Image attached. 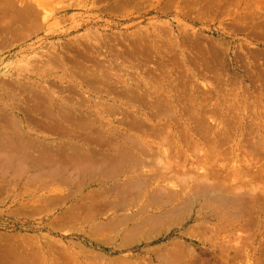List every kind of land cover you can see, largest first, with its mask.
Here are the masks:
<instances>
[{
    "label": "rangeland",
    "instance_id": "1",
    "mask_svg": "<svg viewBox=\"0 0 264 264\" xmlns=\"http://www.w3.org/2000/svg\"><path fill=\"white\" fill-rule=\"evenodd\" d=\"M0 18V142L19 144L16 162L0 143V264H23L12 247L27 264H264V0H0ZM124 133L172 169L125 170ZM187 175L225 189L156 219L160 195L194 193Z\"/></svg>",
    "mask_w": 264,
    "mask_h": 264
},
{
    "label": "bare ground",
    "instance_id": "2",
    "mask_svg": "<svg viewBox=\"0 0 264 264\" xmlns=\"http://www.w3.org/2000/svg\"><path fill=\"white\" fill-rule=\"evenodd\" d=\"M12 17V20L9 22V23H11L10 24V27L8 26L9 25V23H5V22H3V20L0 18V22L2 21L3 23H5V24H3V26L5 25L6 26V24H8L7 25V29H8V27L10 28V30H11V28L13 27V24H14V26H15V24L18 22V20L20 19V20H22V17L23 16H21V15H11ZM6 19H4V21H5ZM2 22L0 23L1 25H2ZM33 23V22H32ZM18 24H20V23H18ZM37 24V22L36 23H34L33 24V26L34 25H36ZM22 25H24V23L22 24ZM22 25H18L19 26V28H21V26ZM5 26L4 27H2V28H4L5 29ZM1 28V29H2ZM48 62V61H47ZM30 87V86H29ZM29 89V88H28ZM31 90H33L32 88H31ZM36 90V89H35ZM135 93V92H134ZM134 95V94H133ZM135 97H137L136 95H135ZM138 98H139V96H138ZM131 99V98H130ZM43 100V99H42ZM133 100V99H132ZM37 102L39 101V97H38V100H36ZM138 101V100H137ZM35 102V101H34ZM43 102V101H42ZM47 102V101H46ZM134 102V101H133ZM136 102V101H135ZM134 102V103H135ZM39 104V103H38ZM48 104V103H47ZM47 104H45L46 106H47ZM44 105V104H43ZM44 105V106H45ZM62 105V104H61ZM36 106V105H35ZM38 106V105H37ZM43 106V107H44ZM39 107V106H38ZM63 107H65V105L63 106ZM67 107V106H66ZM46 108H48V107H46ZM50 108V107H49ZM111 108V107H110ZM35 109V108H34ZM69 109V108H68ZM67 109V110H68ZM113 109H114V107H113ZM31 110V109H30ZM73 110V109H72ZM69 111H71V110H69ZM3 112V111H2ZM4 112H7V111H4ZM29 112V111H28ZM73 112V111H72ZM126 112V111H125ZM8 113V112H7ZM32 113H33V111H32ZM31 113V114H32ZM43 113H44V111H43ZM71 113V112H70ZM130 113V112H129ZM4 114V113H3ZM9 114V113H8ZM7 114V115H8ZM29 114V113H28ZM45 114V113H44ZM43 114V115H44ZM51 114V115H50ZM54 113H49V115L50 116H52ZM63 113H61L60 115H62ZM7 115H6V117H7ZM12 115V114H11ZM46 115H47V113L44 115L45 117H46ZM93 115V114H92ZM13 116V117H12ZM11 117L12 118H15L14 117V115H12ZM28 116H31V115H28ZM33 116V115H32ZM48 116V115H47ZM50 116H48L49 118H52V119H54L56 116L55 115H53L52 117H50ZM55 116V117H54ZM64 116H65V114H64ZM64 116H62L63 118H64ZM35 117V116H34ZM71 117V116H70ZM74 117V116H73ZM73 117L71 118V119H73ZM80 117V116H79ZM30 118V117H29ZM124 118H125V116H124ZM7 119V118H6ZM8 119L9 120H12V119H10L9 117H8ZM56 120H57V118H55ZM67 118L65 117V120H66ZM80 119V118H79ZM132 119H133V116H132ZM135 119V118H134ZM55 120V121H56ZM69 120V119H68ZM73 120H75V119H73ZM16 121V120H15ZM71 121V120H70ZM31 122V121H30ZM49 122V121H48ZM11 124V126L13 127V123H15V122H13V123H11V122H7V126H8V124ZM51 123V122H50ZM57 123L59 124V122H58V120H57ZM83 123H84V121H83ZM141 123V122H140ZM17 124V123H16ZM79 124V123H78ZM64 125V124H63ZM76 125V124H75ZM81 125H85V123L84 124H82L81 123ZM134 125V124H133ZM139 125V124H138ZM142 125V124H141ZM17 126H19V121H18V124H17ZM60 126V125H59ZM78 126V125H77ZM132 126V125H131ZM20 127V129H21V126H19ZM19 127H16V126H14V128H19ZM54 127V126H53ZM81 127V126H80ZM93 127V126H92ZM136 127H138V126H136ZM136 127H135V129H136ZM56 128V127H55ZM60 128H64V127H59V129ZM67 128V127H66ZM82 128V127H81ZM99 128V127H98ZM142 128V127H141ZM3 129V128H2ZM19 129V130H20ZM94 129H95V127H94ZM134 129V130H135ZM140 129V128H139ZM152 129V128H151ZM16 130H18V129H16ZM61 130H63V129H61ZM60 130V131H61ZM65 130V132L66 131H69V129L68 130H66V129H64ZM70 130H71V128H70ZM76 130V129H75ZM79 130V129H78ZM95 130H97V128L95 129ZM133 130V129H132ZM141 130V129H140ZM1 131V130H0ZM3 131V130H2ZM22 131H24V130H22ZM100 131V130H99ZM112 131V130H111ZM155 131V130H154ZM158 131V130H157ZM63 132V131H62ZM70 132V131H69ZM140 132V131H139ZM156 132V131H155ZM1 133V132H0ZM4 133V132H3ZM23 134L25 133V131L24 132H22ZM15 134V133H14ZM104 134V133H103ZM2 135V134H1ZM5 135V134H4ZM9 135V134H8ZM16 135V134H15ZM21 135L22 134H19L18 133V135H16L17 137L18 136H20L21 137ZM162 135V134H161ZM3 136V135H2ZM125 136V133H124V135H123V137ZM163 136V135H162ZM6 137V136H5ZM9 137V139L7 138V139H5V140H9L10 142H11V144H9V142H8V144L9 145H6L5 143H2V142H0L1 143V145H2V148H3V144H5V146L7 147H5L6 149H8V152H9V150H10V152H11V149H10V147H12L11 145L12 144H14L15 145V147L13 146L12 148L14 149V150H16L17 151V147H19V144H17L16 142H14L13 140H11V138H10V135L8 136ZM101 137V136H100ZM154 137V136H153ZM156 137V136H155ZM158 137V136H157ZM3 138H4V136H3ZM103 138V137H102ZM108 138V137H107ZM167 138V137H166ZM17 139H19V137L17 138ZM21 139H23V137H21ZM20 139V140H21ZM26 139H27V137H26ZM89 139V138H88ZM99 139V138H98ZM101 139V138H100ZM109 139V138H108ZM124 139H129V141L128 140H126V141H128L129 142V144H127V142L125 143V145H127V147L125 146V148H123V152L121 153L120 151H118V155H117V151H116V155H117V159H118V157H119V159H118V161L119 160H122L121 161V163L122 162H125V163H128L129 162V164L131 163V165H130V167H128V166H126L125 165V170L127 169V170H130V171H133V170H135V169H137V167H138V165L139 166H141V164L143 165V166H146V165H144V164H147V163H149V161H150V163H151V160L152 161H159V159L161 160V158H160V155H156L155 156V154H153V148H152V146L151 145H145L144 146V144H141L140 145V143H138L137 142V140L135 139V141H134V139H132V138H126V136H125V138ZM161 139V138H160ZM3 140V139H2ZM15 140V139H14ZM19 140V141H20ZM24 140V139H23ZM93 140V139H92ZM139 140H141V139H139ZM28 141V140H27ZM30 141V140H29ZM75 141V140H74ZM89 141H90V139H89ZM93 141H96V139L95 140H93ZM92 141V142H93ZM101 141H102V139H101ZM107 141V140H106ZM162 141V140H161ZM4 142V141H3ZM6 142V141H5ZM91 142V141H90ZM98 142V141H97ZM102 142H104V141H102ZM159 142H160V140H159ZM20 143H22V141L20 142ZM23 143H24V141H23ZM63 143V142H62ZM71 143V142H70ZM100 143V142H99ZM105 143V142H104ZM107 143V142H106ZM29 144L30 143H28V148H29ZM18 145V146H17ZM22 146H24V144H21ZM70 145V144H69ZM71 145H72V143H71ZM74 145V144H73ZM72 145V146H73ZM107 145H108V143H107ZM113 146L115 145L116 146V143L114 144H112ZM111 145V143H110V145H108V148L111 146V147H113ZM118 145V144H117ZM10 146V147H9ZM27 146V145H26ZM32 146H35V145H31V147ZM78 146V145H77ZM86 146V145H85ZM95 146V145H94ZM93 146V147H94ZM119 146V145H118ZM118 146L115 148V149H117L118 148ZM124 146V145H123ZM122 146V147H123ZM1 147V146H0ZM9 147V148H8ZM25 147V146H24ZM23 147V148H24ZM30 147V148H31ZM63 147V146H62ZM89 147H91V146H89ZM33 148V147H32ZM113 148V149H114ZM158 148V147H157ZM156 148V149H157ZM12 149V150H13ZM19 149V148H18ZM20 149H21V147H20ZM44 149V148H43ZM47 149H48V147H47ZM53 149V148H52ZM70 149H72L71 147H70ZM112 149V148H111ZM120 149V148H119ZM118 149V150H119ZM155 149V148H154ZM161 149H164V148H161ZM161 149H157V151L158 150H161ZM167 149V148H166ZM24 150V149H23ZM31 150V149H30ZM36 150V149H35ZM63 150L65 151V148H63ZM79 150V149H78ZM21 151V152H20ZM19 151V155L22 157V152H26V149L24 150V151H22V149ZM48 151H50V149L48 150ZM80 151V150H79ZM78 151V152H79ZM92 151H93V149H92ZM107 151V150H106ZM165 151V150H164ZM3 152V151H2ZM6 152V151H5ZM9 152V153H10ZM38 152V151H37ZM46 152H47V150H46ZM57 152V151H56ZM56 152H54V153H56ZM73 152V151H72ZM97 152H100V150H98L97 149ZM103 152V151H102ZM120 152V153H119ZM160 152H162V151H160ZM167 154H165L164 153V156L163 157H165V155H167L166 156V158L168 157V152H167V150L165 151ZM171 152V151H170ZM9 153H7V154H9ZM13 153L15 154V152L13 151ZM17 154H18V151L16 152ZM21 153V154H20ZM39 153V152H38ZM37 153V154H38ZM42 153V150H40V153L39 154H41ZM45 153V152H44ZM51 153V152H50ZM49 153V154H50ZM83 153H84V151H83ZM107 153V152H106ZM110 153V152H109ZM2 154V155H1ZM6 155L7 156V154H5V153H1L0 152V158H2V156H4V155ZM14 154H12V152H11V154H10V156L11 157H13V155ZM47 155H48V153H46ZM57 154V153H56ZM62 154V153H61ZM65 154H66V151H65ZM82 154V153H81ZM94 154V153H93ZM97 154V153H96ZM95 154V155H96ZM103 154V153H102ZM101 154V155H102ZM114 154V153H113ZM163 154V153H162ZM170 154V153H169ZM16 155V154H15ZM14 155V156H15ZM23 155H26V154H24L23 153ZM27 155H28V153H27ZM35 155V154H34ZM43 154H41V156H42ZM52 155V154H51ZM58 155V154H57ZM60 155V154H59ZM64 155V153L62 154V156ZM115 155V156H116ZM6 156H4V157H6ZM30 156V155H29ZM38 156V155H37ZM46 156V155H45ZM56 156V155H55ZM70 156V155H69ZM68 156V157H69ZM72 156V155H71ZM88 155H87V152H86V158H88L87 157ZM105 156V155H104ZM162 156V155H161ZM171 155H169V157H170ZM8 157H9V155L7 156V159H8ZM19 157V156H18ZM39 157H40V155H39ZM64 157V156H63ZM80 157H83V156H78V158H80ZM97 157V156H96ZM111 157L113 158V160H115L116 159V157L114 158L113 157V155H111ZM15 158H16V156H15ZM25 158H27V156L25 157ZM32 158V157H31ZM37 158V157H36ZM42 158H44V155H43V157ZM42 158H40V159H42ZM51 158V157H50ZM57 158V157H56ZM56 158L54 157V159L53 158H51V159H53V160H56ZM58 158H59V156H58ZM61 158V157H60ZM64 158H66V157H64ZM77 158V157H76ZM111 158V159H112ZM4 159V158H3ZM7 159H5L4 161H6ZM20 159V158H19ZM30 159V158H29ZM33 159V158H32ZM44 159H46V157L44 158ZM43 159V160H44ZM67 160H68V158H66ZM84 159V158H83ZM90 159H91V156H90ZM169 159V158H168ZM11 160H13V158L12 159H10L9 160V162H11ZM16 162H18L19 160L16 158ZM83 163H84V160H82V159H80ZM92 160V159H91ZM97 160H98V157H97ZM165 160V159H164ZM163 160V161H164ZM26 161H28L27 159H26ZM36 161V160H35ZM47 161H49V156H48V158H47ZM46 161V162H47ZM58 161V160H57ZM72 161V160H71ZM77 161V160H76ZM75 161V159H74V161L73 162H76ZM79 161V160H78ZM80 161V162H81ZM86 161H87V159H86ZM86 161H85V163H86ZM99 161H100V159H99ZM106 161H108L107 159H106ZM117 161V160H116ZM131 161V162H130ZM132 161H133V163H138V165H136V166H133L132 165ZM167 161H169V160H167ZM172 161V160H171ZM8 162V163H9ZM22 161H20L19 163H21ZM44 162V161H43ZM42 162V163H43ZM69 162V161H68ZM88 162H89V160H88ZM90 162H93V161H90ZM115 162V161H114ZM156 162V163H157ZM159 162H161V164L162 165H165V164H163L162 163V161H159ZM158 162V163H159ZM170 162V161H169ZM176 162V161H175ZM38 163V162H37ZM39 163H41V162H39ZM39 163H38V165H39ZM42 163H41V165H42ZM63 163V162H62ZM69 163H71V162H69ZM68 163V164H69ZM83 163L81 164V163H79V164H77V162H76V164L75 165H77V167L81 164V165H83ZM105 163V162H104ZM119 163V162H118ZM156 163H155V165H156ZM4 164V163H3ZM5 164H7V163H5ZM4 164V165H5ZM12 164V163H11ZM22 164V163H21ZM23 164H25V163H23ZM60 164V163H59ZM64 164V163H63ZM88 164V163H87ZM108 164V163H107ZM107 164H94L93 163V166H91L92 165V163H90L89 165H87L88 167L90 166V167H92V169L93 168H95V170L99 173V174H101V172H102V170H103V173L104 174H107V173H109L110 171H109V168H110V164L109 165H107ZM120 164V163H119ZM168 164V163H167ZM171 166H167V165H165L164 167H166L167 169H172V165L174 166V164H173V162L171 163H169ZM19 165V164H18ZM41 165H39V166H41ZM51 165V164H50ZM53 165H57L56 163H54ZM62 165V164H61ZM71 165H72V163H71ZM81 165H80V167H81ZM86 165V164H85ZM116 165H118L117 164V162H116ZM154 165V164H153ZM152 165V163H151V167L153 166ZM155 165H154V167H155ZM22 166V165H21ZM58 166V165H57ZM60 166V165H59ZM120 166V165H119ZM122 166V168H123V164L121 165ZM149 166H150V164H149ZM157 166V165H156ZM159 166H161L160 165V163H159V165H158V167ZM176 166H177V163H176ZM198 166V165H197ZM62 167V166H61ZM67 167V166H66ZM77 167L75 168V166H74V170H77L78 172L80 171V170H86L85 168L84 169H80L79 170V168L77 169ZM84 167V166H83ZM82 167V168H83ZM89 167V168H90ZM113 167H115V166H113ZM113 167H111L112 169H113ZM154 167H152V168H154ZM181 167V166H180ZM185 167V166H184ZM203 167V166H202ZM23 168V167H22ZM56 168H59V167H56ZM55 168V169H56ZM67 168H69V167H67ZM110 168V169H111ZM120 168V167H119ZM122 168H121V170H122ZM149 168V167H148ZM148 168H146L147 170H152V169H148ZM162 168H163V166H162ZM182 168H183V166H182ZM62 169V168H61ZM64 169H65V167H64ZM64 169H62L64 172H66V171H68L69 169H66V171L64 170ZM71 169H73V168H71ZM158 169V168H157ZM166 169V170H167ZM176 168L174 167V169L173 170H175ZM203 169V168H202ZM206 169H208V168H206ZM115 170H116V168H115ZM142 170V169H141ZM159 170V169H158ZM163 170H165V169H161V170H159V172L161 173L162 172V174L164 173V171ZM185 170H186V172H187V169L185 168ZM201 170V169H200ZM76 171V173H78ZM130 171H129V173H130ZM146 171V170H145ZM144 171V172H145ZM172 171V170H171ZM175 171H177V170H175ZM175 171H173L174 172V174H175ZM183 171V170H182ZM193 171V170H192ZM202 171V170H201ZM200 171V172H201ZM206 171V170H205ZM210 171V173L212 172V169L211 170H209ZM112 172V171H111ZM119 172H121V171H119ZM127 172V171H126ZM136 172V171H135ZM148 172V171H147ZM150 172V171H149ZM152 172V171H151ZM173 172H172V174H173ZM196 173H197V170L195 171ZM70 173V172H69ZM71 173H73V171L71 172ZM70 173V174H71ZM74 173H75V171H74ZM83 173V172H82ZM88 173V172H87ZM123 173V172H122ZM129 173H128V175H129ZM133 173H134V171H133ZM153 173H157V171L155 172L154 170H153ZM167 173V172H166ZM208 173V171L205 173V174H207ZM53 174V173H52ZM58 174V173H57ZM79 174H80V172L78 173V175H76V177L78 176L79 177ZM90 175L92 174L91 172L89 173ZM140 174V173H139ZM147 175H149L150 174V176L152 175V173H146ZM157 174H159V173H157ZM170 174V173H169ZM173 174V175H174ZM188 174H189V172H188ZM192 174V173H191ZM190 174V175H191ZM201 174H202V172H201ZM203 174H204V172H203ZM209 174V173H208ZM215 174V173H214ZM56 175V174H55ZM89 175V176H90ZM96 175H97V173H96ZM108 175V174H107ZM131 175V174H130ZM142 175H144V174H141L140 176H142ZM147 175H145V176H147ZM156 175V174H155ZM154 174H153V176H155ZM161 175V174H160ZM179 175V174H178ZM190 175H187L188 177L190 176ZM193 175V174H192ZM191 175V176H192ZM211 175V174H210ZM72 176H74V175H72ZM102 176V175H101ZM100 176V177H101ZM105 176V175H104ZM116 176V175H115ZM121 176V175H120ZM164 176H166L165 174H164ZM180 176H181V174H180ZM179 176V177H180ZM187 176H185V177H187ZM191 176H190V179H191ZM212 176L214 177V175L212 174ZM216 176V178L218 177V175H215ZM70 177H71V175H70ZM76 178V179H79V178ZM109 177V176H108ZM167 177V176H166ZM169 177V176H168ZM172 177V176H171ZM178 177V178H179ZM199 178L200 176H195V177H192V181L193 182H195V184H196V181H197V179L196 178ZM202 177V176H201ZM200 177V178H201ZM204 177H205V175H204ZM184 178V177H183ZM206 178V177H205ZM83 179V178H82ZM86 179V177H84V180ZM109 179V181L111 180L110 178H108ZM157 178H155L154 180H156ZM180 179H181V177H180ZM184 179H186V178H184ZM202 180H203V177L201 178ZM207 179V178H206ZM112 180H113V177H112ZM133 180V179H132ZM164 180V179H163ZM166 180V179H165ZM168 180H170L169 178H168ZM202 180H198V182H199V184H196V186H195V189H194V193L192 194V195H189V196H187V195H183V194H180L179 192H178V190H177V188H176V190H177V192H175L176 194H174V192H173V195H171V196H169V197H165V196H161L160 195V199H158V200H155V201H157L158 202V206H160V207H162V209L164 210V211H161V213H159L160 215H155V218L157 219H159L160 220V218L162 217V218H164V217H166V216H169V214H171L172 212H175V211H177V212H179L180 210H182L181 209V206H184V207H186V209L185 210H187V209H190V206H193V205H196V204H199V202H201L205 197L207 198V197H210V198H212V200H214L215 198H218V194H219V192H221L220 190L221 189H223V187H222V185H224V184H222V185H220L219 183L218 184H213L214 183V181H216V179H212V185H209V183H208V186H206L204 183H203V181ZM210 180V179H209ZM74 181V180H73ZM77 181V180H76ZM96 181V180H95ZM103 181H104V179H103ZM137 181V180H136ZM135 181V182H136ZM183 181V180H182ZM181 181V182H182ZM202 181V182H201ZM79 182V181H78ZM102 182V181H101ZM134 182V183H135ZM191 181H186L185 183H190ZM197 182V183H198ZM201 182V183H200ZM209 182H211V181H209ZM81 183V182H80ZM106 183V182H105ZM132 181L129 183L128 181H126L125 183H124V185H123V188L122 189H119L120 188V185L119 186H117V185H114L112 188H114V190L116 191V198H119L120 200H121V206L123 205V203H125V202H127V199H123V198H131L130 196H128V195H130L129 193H130V190H131V188L133 189V187H132ZM137 184H138V182H136ZM146 183V182H145ZM144 183V184H145ZM182 183H184V182H182ZM184 183V184H185ZM204 184L205 186H202V185H200V184ZM88 184V183H87ZM89 184H90V182H89ZM139 184H140V182H139ZM150 184H151V182H150ZM177 184V183H176ZM173 185H175V184H173ZM178 185V184H177ZM176 186V185H175ZM175 186H174V188L172 187V189L175 191ZM135 187V186H134ZM137 187V186H136ZM139 187H143V186H139ZM146 187V186H145ZM225 187V186H224ZM225 189V188H224ZM223 189V190H224ZM135 190V189H134ZM137 190V189H136ZM139 190H140V188H139ZM141 190H142V188H141ZM140 190V191H141ZM105 191H106V189H105ZM104 191V192H105ZM110 191H111V188H110ZM133 191V190H132ZM255 192H256V190H254ZM108 192H109V190H108ZM259 192V191H258ZM122 193V194H121ZM156 193V192H155ZM223 193V192H222ZM249 193V192H248ZM251 193V192H250ZM254 193V192H253ZM121 194V195H120ZM160 194V193H159ZM162 194V193H161ZM255 194V193H254ZM109 195V194H108ZM113 195H115V194H113ZM95 196H97V195H94V197ZM101 196V194L99 195V196H97L98 198ZM155 196H156V194H155ZM168 196V195H167ZM255 196V195H254ZM102 197V196H101ZM106 197V196H105ZM113 197V196H112ZM93 198V197H92ZM96 198V197H95ZM134 198H136V197H134ZM103 199V198H102ZM105 199V198H104ZM123 199V200H122ZM163 200H165L164 202H163ZM208 200V199H207ZM240 200H241V198H240ZM204 201V200H203ZM211 201V200H210ZM116 202V203H115ZM113 201V204H118V203H120L118 200L117 201ZM118 202V203H117ZM207 202V201H206ZM209 202V201H208ZM207 202V203H208ZM234 202V201H233ZM105 203H107V201H105ZM128 203H130V200H129V202H127V204ZM156 203V202H155ZM177 203V204H176ZM247 203V202H246ZM152 204H153V202H152ZM172 204H175L174 206L175 207H172L171 209H164V207L165 206H167V205H172ZM119 205V204H118ZM126 205V204H125ZM180 213H184V211H182V212H180ZM170 217V216H169ZM145 219V218H144ZM153 219V218H152ZM174 219V218H173ZM143 220V219H142ZM146 220H148V218L146 219ZM149 221H151V220H149ZM173 221V220H172ZM146 222V221H145ZM161 222V221H160ZM159 222V223H160ZM162 222H163V220H162ZM161 222V223H162ZM138 224H141V222H139ZM155 224V223H154ZM157 226V225H156ZM0 240H1V237H0ZM3 244V243H2ZM1 243H0V250H2L1 252H3L6 248H4V245H2ZM12 251H14V254H16V260H15V262H19V263H23V264H27V263H25L24 261H23V257L20 255V252H19V250H18V248L17 247H12V249H11ZM11 250H9L10 252H11ZM6 251V250H5ZM12 253V252H11ZM4 254V253H3ZM2 254V255H3ZM9 255H11V254H9ZM12 256V255H11ZM13 257V256H12ZM0 258H2V257H0ZM14 258V259H15ZM33 258H34V256H31V261H29L28 263H31L32 262V260H33Z\"/></svg>",
    "mask_w": 264,
    "mask_h": 264
}]
</instances>
